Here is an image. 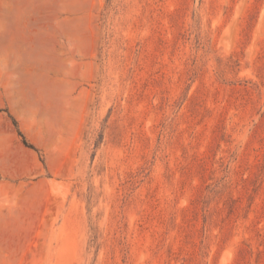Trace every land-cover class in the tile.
<instances>
[{
  "label": "rangeland",
  "instance_id": "374dc122",
  "mask_svg": "<svg viewBox=\"0 0 264 264\" xmlns=\"http://www.w3.org/2000/svg\"><path fill=\"white\" fill-rule=\"evenodd\" d=\"M0 264H264V0H0Z\"/></svg>",
  "mask_w": 264,
  "mask_h": 264
},
{
  "label": "crops",
  "instance_id": "0c3cea01",
  "mask_svg": "<svg viewBox=\"0 0 264 264\" xmlns=\"http://www.w3.org/2000/svg\"><path fill=\"white\" fill-rule=\"evenodd\" d=\"M6 6L13 10L17 8L18 14L24 15V16L17 17V18L29 20L31 18L30 15H32V18H33L34 9H33V6L29 2L17 3L15 1H12L6 4Z\"/></svg>",
  "mask_w": 264,
  "mask_h": 264
},
{
  "label": "trees",
  "instance_id": "16d2710c",
  "mask_svg": "<svg viewBox=\"0 0 264 264\" xmlns=\"http://www.w3.org/2000/svg\"><path fill=\"white\" fill-rule=\"evenodd\" d=\"M12 119H13V118H12ZM13 123H14V125L17 127V122H16L14 119H13ZM17 131H18V134L22 137V141H23V143L26 144L27 142H26V140H25L23 134L21 133V131H20V130H17Z\"/></svg>",
  "mask_w": 264,
  "mask_h": 264
}]
</instances>
